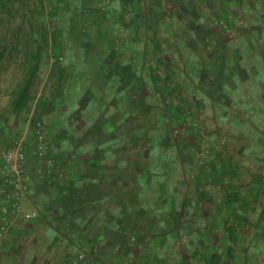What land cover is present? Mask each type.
I'll return each mask as SVG.
<instances>
[{"label":"rangeland","instance_id":"374dc122","mask_svg":"<svg viewBox=\"0 0 264 264\" xmlns=\"http://www.w3.org/2000/svg\"><path fill=\"white\" fill-rule=\"evenodd\" d=\"M259 40H264V0H0V89L19 90L38 46L44 62L28 110L16 111V128L0 137V152L16 134L28 131L31 195L38 189L33 199H42L39 186L47 179L64 184L76 175L82 196L85 189L115 190L101 205L91 201L96 209L88 208L89 214L94 210L90 215L97 216L92 231L106 232L98 216L116 205L113 211L124 209L138 225L123 227L124 235L108 229L110 240L72 242L68 264L82 252L87 258L81 264H136L134 249L142 255L141 264H264V222L241 224L231 217V207L238 216L242 210L234 204L245 201L227 192L229 183L242 179L236 168H226L234 140L228 139L225 116L228 85L219 76L231 69L233 57L240 55L241 61L250 51L260 55ZM68 43L72 48L58 47ZM50 58H57L51 73ZM250 84L246 90H252ZM35 104L42 105L39 111ZM49 106L53 111L42 113ZM38 120L45 122L53 172L33 157L32 130ZM52 120L57 127L50 133L61 136L59 152L49 135ZM3 166L0 154V175ZM99 168L104 172L92 179L116 186L83 182V170ZM32 196L27 207H34ZM213 199L219 200V209L212 208ZM79 205L72 215L77 225L57 219L51 228L80 234L88 224L86 205ZM66 207L60 201L55 215ZM255 210L253 220L258 219ZM131 218H124L129 225ZM29 221L21 219L0 238L5 259L13 254L19 261L23 241L7 239ZM57 247L67 251L63 244ZM50 253V247L34 250L26 260L53 263Z\"/></svg>","mask_w":264,"mask_h":264},{"label":"crops","instance_id":"0c3cea01","mask_svg":"<svg viewBox=\"0 0 264 264\" xmlns=\"http://www.w3.org/2000/svg\"><path fill=\"white\" fill-rule=\"evenodd\" d=\"M149 16V15H148ZM251 41V40H249ZM69 42V41H68ZM246 42V41H243ZM248 42V41H247ZM260 42V43H259ZM259 45L261 48L264 47V40H259ZM71 45V43H68ZM54 45H51L53 47ZM70 47L68 45H60L58 47ZM260 55H257V53L250 51L245 54L241 55V61L239 59V56L233 57L232 66L231 69L228 70V72L220 74V78L222 79V82L224 81L228 85V100H227V111L225 113V116L228 120V132H229V138L234 140V146L233 148H230L229 156L226 168L227 171H233L235 168L237 169L238 175L241 177L242 180L238 179L237 182L239 184L229 183L228 189L230 191L229 195L232 194H240V198H243L245 202L240 203L241 199H238L237 204H234L236 208H238L241 212L238 216H236L232 212L231 207V217H234L235 219H239L240 221L238 223H255L257 224L259 221L264 222V57H262V53H264V49H260ZM240 54V53H238ZM237 54V55H238ZM249 55V56H248ZM242 57L243 60L249 59L247 63H242ZM57 58H50L47 60L46 63L50 65L49 72L51 73V70L53 68L54 62ZM71 57L68 58L70 60ZM238 61V62H237ZM252 61V62H251ZM44 62H41V64ZM248 64V65H247ZM252 65H255L253 67ZM242 68V69H241ZM121 78V77H120ZM119 78V79H120ZM248 81H251V87L252 90H246L244 85L247 84ZM242 88H244L242 90ZM224 91V90H223ZM16 93L14 90H12L10 87H5L3 90L0 89V137H6L9 133L12 132L11 128H14L15 126V113L16 111H24L27 112L28 108L25 107L24 109H18L15 110V99ZM243 98L244 101L241 99ZM242 102H244L242 104ZM221 108L224 107V102L218 103ZM37 104H35V108L39 109L41 106L39 105L36 107ZM52 106L44 107L42 109L43 112H52ZM224 111H219V113H223ZM223 116V114L221 115ZM8 120V121H7ZM225 120V119H224ZM57 126H60L62 128V120L58 119L55 120ZM55 121H50L49 124V135L50 139L56 141L57 148L56 152L58 151V143H60V137L52 136L51 129H53V125L56 126ZM56 126V127H57ZM16 128V127H15ZM14 128V129H15ZM218 133L220 131H217ZM220 136V135H219ZM220 138V137H219ZM87 162V161H86ZM86 165V164H85ZM80 171V170H79ZM79 171L78 173L79 176ZM87 170H83L84 180L83 182L86 183L88 181V186L90 183V186L98 185H113L116 186L114 182H109L108 179L102 180L100 182H97L96 180L92 179L93 177H97L98 175L102 174L104 170L99 168L98 172L92 170L91 172H86ZM227 172V173H228ZM236 178H238L236 176ZM86 179V180H85ZM1 180V175H0ZM48 181L46 183H43L41 186H39V193L41 199L40 201H37V199H33L34 192H37L38 189H34V192L32 193V202L35 209H37L40 212L39 217L36 219H32L30 222L23 223V225H20L19 227H15L12 229L10 233V238L7 239L8 241L13 242L14 244H17L19 240L23 241L22 249L23 254L20 255L19 261L14 258H12L13 254L11 255L10 260L5 259V249H3L4 245L0 243V264H68L67 259L69 256L70 251H68V247H72L73 243H76L77 241L81 240L82 244L91 243L92 241L96 242V240L105 241L106 238L110 237L107 234V230L111 229L112 232H116L119 235H124L123 227H131L133 225H136L135 218H131V215H125L124 209L123 211H113L116 206L112 207H106V211H104V215L99 214L98 218L100 219V222L106 226V229L104 231L106 232H94L91 230V228H96L95 219L97 216L90 215L94 210L89 214V209L92 205L91 201H99L101 202L99 205L102 204V201H105L111 197V194L114 193L115 190L108 191L109 193H104V191H91V189H85L84 190V196L79 193L81 191V186H76V175L72 179L67 180V182H64V184L59 181V178H54L52 180L47 179ZM92 182V183H91ZM216 184V183H215ZM220 184H216L215 189H218V186ZM242 185V186H240ZM214 188L212 190H215ZM77 193H79L78 196H82L81 200L77 199ZM101 193L102 195H99ZM243 194V195H242ZM99 195V196H98ZM98 197V198H97ZM230 197V196H229ZM231 198V197H230ZM45 199V200H44ZM60 201L65 202L67 204V207L64 211H68L67 216H64V211L60 214L63 217L56 216V212L59 210V203ZM32 202L30 205H32ZM84 203L86 205V211L87 213H84V221L87 223V227L89 228V231H81L80 234L75 235L73 230L66 228L63 233H58L55 230L51 228V225L56 222L57 219H59V222L66 221L63 223L65 226H69L71 224L77 225L78 220H72V215H74V211L76 210L75 206H80V203ZM220 202L218 199L212 200V208L219 209ZM32 207V206H30ZM33 207V208H34ZM84 207V205H83ZM94 208V207H91ZM96 209V208H94ZM258 210L257 214V220H253L252 216L256 215V210ZM137 212H139L138 206L135 208ZM234 210V209H233ZM112 213H117V217L114 218L109 217ZM239 213V212H237ZM78 213H76L77 215ZM88 214V215H87ZM79 216V215H78ZM102 216H104L105 219H102ZM127 216H129V219L131 218L132 224L129 225L128 221H126ZM90 217V218H89ZM206 218H211L213 221H219V219L214 218L212 216H206ZM217 219V220H216ZM234 219V220H235ZM233 220V222H234ZM58 221V220H57ZM165 221V220H163ZM253 221V222H252ZM165 223V222H164ZM19 225V224H18ZM17 226V225H16ZM138 226V225H136ZM169 226V225H168ZM127 229V228H125ZM163 234L166 235L169 231L166 229V227L162 228ZM124 234H123V233ZM264 233V230H262ZM144 233V232H142ZM75 235V236H74ZM143 235V234H142ZM6 240V241H7ZM5 241V242H6ZM29 241L31 242L29 244ZM36 242H39L36 244ZM62 242V243H61ZM161 242L160 238L158 237V243ZM63 244L66 246V252L64 253L63 250L59 247H57L58 244ZM119 243V242H118ZM149 245V243H147ZM155 244V242H154ZM166 246H168L169 243H163ZM3 245V247H2ZM18 246V245H17ZM14 248V245L12 246ZM47 247H50L51 251V260L53 263L46 262L45 260H42L41 262L37 263H30V261L26 260V257L32 256L33 251H39L41 249V252ZM5 248V247H4ZM212 248V247H211ZM210 248V249H211ZM105 250V249H104ZM135 254L137 256L134 257V259L137 260L136 264H141L140 262V256L141 254H137L136 249H134ZM218 249L215 250L217 252ZM9 253L15 252L14 250L9 249ZM4 253V255H3ZM214 254V253H213ZM3 255V256H2ZM45 256V255H44ZM143 259V258H142Z\"/></svg>","mask_w":264,"mask_h":264},{"label":"built area","instance_id":"2783aa9c","mask_svg":"<svg viewBox=\"0 0 264 264\" xmlns=\"http://www.w3.org/2000/svg\"><path fill=\"white\" fill-rule=\"evenodd\" d=\"M33 124L35 153L33 157L42 162L48 172H53L55 159L47 150L49 143L45 122L38 120ZM28 134V131L20 135L16 134L13 143L5 145L0 152L4 158L0 186V238L4 237L8 230L21 219H33L39 214L37 209L27 207L33 177ZM86 258V253L82 252L72 264H81L86 261Z\"/></svg>","mask_w":264,"mask_h":264},{"label":"trees","instance_id":"16d2710c","mask_svg":"<svg viewBox=\"0 0 264 264\" xmlns=\"http://www.w3.org/2000/svg\"><path fill=\"white\" fill-rule=\"evenodd\" d=\"M41 50H43L42 46H38L37 52L32 54V57H34L35 60L32 63H30L28 66H26L25 78L19 90L16 92V96L14 99L15 110L24 109L25 107L28 106L31 100L32 87L38 76L41 62L43 59V52H41Z\"/></svg>","mask_w":264,"mask_h":264}]
</instances>
